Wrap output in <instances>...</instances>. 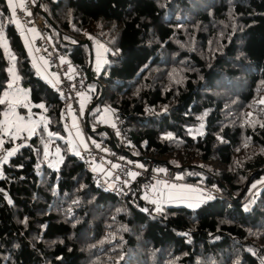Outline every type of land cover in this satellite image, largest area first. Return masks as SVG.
Listing matches in <instances>:
<instances>
[{"label":"trees","instance_id":"16d2710c","mask_svg":"<svg viewBox=\"0 0 264 264\" xmlns=\"http://www.w3.org/2000/svg\"><path fill=\"white\" fill-rule=\"evenodd\" d=\"M33 2L52 45L86 70L89 137L112 143L107 106L125 118L127 158L220 196L154 204L141 178L126 196L98 190L0 0V100L18 85L22 118L40 117L34 133L7 135L0 103V145H17L0 171V264H264V0ZM93 38L107 49L88 73Z\"/></svg>","mask_w":264,"mask_h":264},{"label":"built area","instance_id":"2783aa9c","mask_svg":"<svg viewBox=\"0 0 264 264\" xmlns=\"http://www.w3.org/2000/svg\"><path fill=\"white\" fill-rule=\"evenodd\" d=\"M20 5L23 7L18 6L15 9V18L23 28L35 30L33 39L35 54L43 56L48 62L50 72L56 75L54 88L63 100L61 114L64 125L68 128L69 117L74 115L79 119L85 132V121L80 112L79 99L87 89L86 70L74 62L67 52L56 49L52 45L46 34L44 21L35 15L33 0H20ZM41 123L43 122L41 121ZM112 126L115 144L112 145L106 140H99L97 144L90 141L79 155L72 148V151L80 157L84 168L90 172L98 190L122 197L130 193L136 178H141L140 186L143 194H150L158 180L174 184L181 182L173 168L158 169L154 163L150 167L147 165L138 166L129 160L123 151L131 145L125 118L120 113L113 112ZM7 151L0 149V161L7 156ZM97 164L110 172L95 170L94 166ZM206 192L210 196H220L216 186L206 187Z\"/></svg>","mask_w":264,"mask_h":264},{"label":"crops","instance_id":"0c3cea01","mask_svg":"<svg viewBox=\"0 0 264 264\" xmlns=\"http://www.w3.org/2000/svg\"><path fill=\"white\" fill-rule=\"evenodd\" d=\"M6 3L8 5V0H6ZM13 4L15 5V7L14 8H9V9H10L12 15L14 13L13 16H15V9L18 6H20V0H13ZM13 18H14V20L16 22L15 24L19 26L18 29L20 30L21 34L23 35V40H24L25 45H26V47L28 49V52L31 53V54H33V53L35 54V50H34V47H33V39L35 37V30L33 28H27V29L23 28L21 23L19 21H17V19L15 17H13ZM97 52L102 55L101 47L99 45H98ZM33 57H34V60H33L32 57L31 58L33 60L32 64L34 66V69L36 68L39 72H41L42 78L46 82H48V83H50L51 85L54 86L55 81H56V75L50 72V70L48 69V65L46 63H44L41 59L37 60L36 59L37 56H34V55H33ZM23 95H24V93H23ZM81 99H82L81 100V104L84 107V109H82V110L84 111L86 106H87V103H88L89 99H88L87 96H84V97L82 96ZM20 107L22 109V106H20ZM20 111L22 112V110H18L17 109L14 112V115H13V117H14L17 114V117L20 118L19 120L16 118L17 128H20L22 126V121H23L22 120V113H19ZM106 113H105V116H102L101 120H102V122L104 124H106V123L109 124L112 127V130H113L112 113L110 111H109L108 114H106ZM35 116H38L37 118H38V121H39V119H40L39 115H35ZM13 117H12V119H13ZM108 117L110 118V120L105 119V118H108ZM27 121H29V119ZM32 121H33L34 127H35L37 122H35L34 118H33ZM31 128H33V125H31ZM30 133H32V131H30ZM68 133L73 137L74 142L81 149H83V148H85L87 146V141L86 140H88V139H86L85 136L83 135L84 131L80 127L79 120L74 115H70V117H69ZM15 134H16V132H14V135ZM113 135H114V130H113ZM95 141H99V140H95ZM70 148L76 149L74 145H72V147H70ZM0 149H3L5 151L8 150V149L3 148L1 145H0ZM9 152H11V151H7L6 152L7 156H9L8 155ZM94 169L97 170V171H104L105 173H109L110 172V170H106L100 164L95 165ZM160 181L161 180H158V182L154 185V187H153V189L151 191V193H152L151 195H153V197L157 196L156 199H157L158 203H166L165 201H167L168 203H172V204L187 203L186 205H194L195 207H197L203 200L207 199V197L205 198V196L202 194L201 190H196L195 189L194 185H191V184L188 185V184L183 183V182L180 183V184H174V186L176 188L168 187V189H167V197H162V195H160L161 194L160 190H158ZM162 183L167 186L166 183H168V182L165 183V181H164ZM183 185H184V188H181ZM183 191H188L189 193L187 195H183Z\"/></svg>","mask_w":264,"mask_h":264},{"label":"rangeland","instance_id":"374dc122","mask_svg":"<svg viewBox=\"0 0 264 264\" xmlns=\"http://www.w3.org/2000/svg\"><path fill=\"white\" fill-rule=\"evenodd\" d=\"M18 21V20H17ZM16 23V22H15ZM102 41H100V40H97V39H94L93 38V41H92V45H91V47H92V52H93V60H94V68L96 69V71L97 72H99L100 71V68H101V65H102V63H103V60H104V57H103V55L105 54V52H106V49H107V46L103 43ZM98 45L101 47V52H102V55L100 54V53H98L97 52V50H98ZM33 55L34 56H37L36 57V59L37 60H42L44 63H46L47 65H48V62H47V60L42 56H39V55H35L34 53L33 54H31L30 53V61H31V63H33V60H34V57H33ZM33 58V60H32V58ZM48 69L50 70V67H49V65H48ZM34 73H35V75L36 76H38V77H41L42 78V74H41V72H39L36 68L34 69ZM13 84V83H12ZM83 96V95H82ZM82 96H80V99H79V108H80V112H81V114H82V117H83V119H84V121H85V125H86V119H85V117H84V112H85V110L83 111L82 109H84V107H83V105L81 104V97ZM25 97H27V95H26V93H24V95H23V93H22V88L20 87V86H18V85H15V84H13V86L12 87H8L7 88V90H6V92L2 95V97H1V100H4V99H7L8 100V109H7V111L6 112H4V114H3V120H2V122H4L5 120H8L9 121V125H8V127H7V125H6V134L7 135H10V129H14V127L13 126H16L15 128L16 129H14V132H20V136H22L23 135V133H26V135H30V130H17V122H16V118H17V114L13 117V115H14V112L18 109V107L19 106H23V107H25V108H27L28 109V111L29 112H31V110L29 109V106H30V104L29 103H27V101H26V98ZM84 97V96H83ZM16 100H19V103H15L14 104V106L13 107H11V110H10V107H9V105L10 104H12L14 101H16ZM22 102V103H21ZM21 103V104H20ZM86 109V108H85ZM107 112V113H106ZM105 113L106 114H108L109 113V108L107 107V106H105V107H103L102 108V113L100 114V119H102V116H105ZM113 113V112H112ZM12 117H13V119H12ZM38 116H33L32 114L30 115V119H29V121H26V120H24L23 118H22V126L19 128V129H31V125H33V127H34V123H33V118L35 119V122H37L38 121V118H37ZM78 119V118H77ZM105 119H108V120H110V118L108 117V118H105ZM79 120V119H78ZM79 123H80V121H79ZM4 124V123H3ZM80 127H81V125H80ZM85 127V126H84ZM82 128V127H81ZM83 130V129H82ZM86 130V129H85ZM83 135L85 136V138L86 139H88V140H86L87 141V145H88V143L91 141V142H93V143H95V144H97L98 143V141H95V140H93V139H91L90 137H89V135H88V133L85 131L84 133H83ZM67 138H68V140L70 141L69 143H70V147H72V145H74L75 146V152L79 155V153L83 150V149H85V148H83V149H81L75 142H74V140H73V137L70 135V134H68V136H67ZM16 144H13V145H10V148H9V150L8 151H11V152H13L14 150H15V148H16ZM126 156V155H125ZM127 157V156H126ZM60 157L57 155L55 158H54V160H58ZM8 159V156H6L2 161H0V171H1V166H2V163L3 162H5L6 160ZM129 159V158H128ZM129 160H131V159H129ZM131 161H133V162H135L138 166H140V165H142V164H140L138 161H134V160H131ZM134 175H135V173H134ZM178 177H180L179 175H178ZM158 182V181H157ZM156 182V183H157ZM162 182H164V181H160L159 182V187H158V190H160V192H161V194L160 195H162V197H167V189H168V187H173V188H176L175 186H174V183H166L167 184V186L165 185V184H163ZM155 183V184H156ZM173 184V185H172ZM189 185V184H188ZM154 187V186H153ZM181 188H184V185L181 187ZM217 188V187H216ZM153 189V188H152ZM152 189H151V191H152ZM195 189L196 190H201L202 191V194L205 196V198L207 197V194L205 193V191L204 190H202V188H201V186H198V185H196L195 186ZM179 190V189H178ZM218 190V189H217ZM151 191H150V194H146V199L148 200V201H150V202H152V203H154V204H158V202H157V199H156V197H153V195H151L152 193H151ZM189 192L188 191H183V195H187ZM189 196V195H188ZM165 201V200H164ZM166 203H164V204H168V202L167 201H165ZM178 204V203H177ZM181 204H184V205H186L187 203H181Z\"/></svg>","mask_w":264,"mask_h":264},{"label":"snow or ice","instance_id":"6c2138e0","mask_svg":"<svg viewBox=\"0 0 264 264\" xmlns=\"http://www.w3.org/2000/svg\"><path fill=\"white\" fill-rule=\"evenodd\" d=\"M8 6H9V8H14L15 7V5L13 4V0H8ZM20 7H23V5H20ZM13 15H14V13H13ZM5 48H6V41H5ZM10 59L14 60L15 58L10 56ZM8 72L11 74L13 82H15L16 80L19 79V77L16 75L15 65L14 64L9 67ZM12 86H13V84L10 83L9 87H12ZM6 102H7L6 100H0V103H6ZM15 103H19V100H16L12 104L9 105L10 110H11V107H13ZM39 107H44V106L43 105H39ZM17 119L19 120L20 118L17 117ZM3 123L5 125H8L9 121L5 120ZM13 127H16V126H13ZM17 130H30V131H32L34 133L35 132V127L31 128V129H19V128H17ZM12 154H13L12 152L8 153L9 156H11ZM133 176H134V174H133ZM190 206H194V205H190Z\"/></svg>","mask_w":264,"mask_h":264},{"label":"water","instance_id":"95a60500","mask_svg":"<svg viewBox=\"0 0 264 264\" xmlns=\"http://www.w3.org/2000/svg\"><path fill=\"white\" fill-rule=\"evenodd\" d=\"M39 4H40V0H38V2H37V6H38V7H39ZM42 15L47 19L45 13H42ZM82 42H83V43H86V44L88 45L89 50H90V54H91L90 63H89V65H88V73H89V72H90V71H89V70H90V66H91V63H92V53H93V52H92V47H91V43H90L89 40H85V41H82ZM101 95H102V92H101V94L98 96V98H97L92 104H90V106H89V108H88V111H87V113H86V117L88 116V113H89V111L91 110V108L94 106V104L100 99ZM86 120H87V119H86ZM100 130H104V131L108 134L110 141H111L112 143L115 144L113 134H112V132H111L110 130H108L107 128H101Z\"/></svg>","mask_w":264,"mask_h":264},{"label":"clouds","instance_id":"9594fccd","mask_svg":"<svg viewBox=\"0 0 264 264\" xmlns=\"http://www.w3.org/2000/svg\"><path fill=\"white\" fill-rule=\"evenodd\" d=\"M71 150H72V148H71ZM182 182H183V183H186V182H184L183 180H181L180 183H182ZM180 183H178V184H180ZM186 184H188V183H186ZM144 195H146V194H144ZM209 196H210V195L207 194V198H208ZM212 197H214V196H212Z\"/></svg>","mask_w":264,"mask_h":264}]
</instances>
